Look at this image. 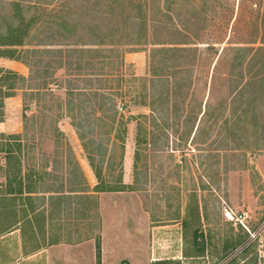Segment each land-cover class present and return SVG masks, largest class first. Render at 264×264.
Masks as SVG:
<instances>
[{
  "label": "rangeland",
  "instance_id": "1",
  "mask_svg": "<svg viewBox=\"0 0 264 264\" xmlns=\"http://www.w3.org/2000/svg\"><path fill=\"white\" fill-rule=\"evenodd\" d=\"M15 27L21 50L63 60L45 77L44 68L31 74L0 57L32 90L3 103L0 142L20 149L10 163L0 151L1 256L7 244L8 258L19 249L37 264H264V0H0V34ZM45 80L48 91L37 95ZM68 88L109 92L125 118L147 116L139 190L89 200L70 192L97 180L66 108ZM81 100L75 122L100 101ZM82 124L95 140L106 129ZM136 126L126 127V186ZM102 138L105 150L91 155L96 164L104 158L111 180L117 140ZM10 184L22 192L8 194ZM54 190L70 199L48 209L46 228V191Z\"/></svg>",
  "mask_w": 264,
  "mask_h": 264
},
{
  "label": "trees",
  "instance_id": "2",
  "mask_svg": "<svg viewBox=\"0 0 264 264\" xmlns=\"http://www.w3.org/2000/svg\"><path fill=\"white\" fill-rule=\"evenodd\" d=\"M22 33V30L18 27L11 28L8 30L3 36L0 34V57L6 58L9 60H14L17 62H20L28 67H30V73L33 74V67H36L37 70L39 67L42 69L44 68V74L45 77H49L51 72L50 68L53 66V63H56L60 65L62 63V58L60 57L57 60L50 61L48 59V54H51L52 51L45 49L42 51L38 50H21L22 47H24L25 43L23 41L22 36L20 35ZM158 51H178V48H171V49H165L161 48V50ZM24 52L26 54L33 53L31 56H24ZM59 53L63 52L61 50H58ZM28 57H31L29 60ZM36 59L34 62H32L33 58ZM44 57L45 60H44ZM72 65L71 62H68V66L70 67ZM82 66L78 64L77 70H80ZM31 79V76H30ZM145 78H142L141 80L144 81ZM27 78L18 74L17 72L5 68L0 67V122L3 118V103L6 98L12 97L14 93L18 90H22L24 92V95L26 96L27 91L30 90V93H32L31 88L26 85ZM28 89V90H27ZM42 89V92L46 93L48 91V82L46 80L43 82V86L41 88H37V92H35L37 95H39L40 91ZM46 91V92H45ZM66 95H67V105L66 108L68 112L70 113V118L72 119V125L76 128L77 134L79 139L82 142L83 149L85 150L87 154V158L92 166V169L94 171L97 184L93 187V189H89L88 186L82 188L79 191L73 190L70 191L72 193H81L78 194V196L81 197V199L89 200L90 199V192L95 193H104V192H121L124 190L129 191H135L139 190L137 188L138 183V162L140 153L143 152L150 143L148 142V136L149 132L146 128V115L140 114L136 117L134 116H127L126 118L118 113L117 105L114 100L113 94H109V92L101 91L100 89H77V88H68L66 89ZM93 96L95 98H99L100 101H98L96 104L92 107V113H89V116H91L89 119L80 120L78 122L74 121L73 113L76 111L77 115H83L81 114L82 111H84L83 106V100H81V97L83 96ZM86 101V100H85ZM142 106H146L145 102L141 103ZM123 109V107H122ZM97 114L99 116H97ZM96 115V116H95ZM24 119H26V115H23ZM130 120H134L137 123L136 126V135H135V151H134V162H133V184L126 186L122 182V161L125 151V135H126V127ZM94 121L98 122V126L101 128H106L104 131H98L99 135L101 136L100 139L95 140L93 138H89L88 134H92L94 130H92V127H90L91 124H93ZM87 122L88 123V130H83V127H85L82 123ZM82 129V130H81ZM59 133L61 135L60 131L56 128V133ZM114 132V136L117 140L116 147L119 150V156L118 160L115 162H111L108 168V174H112L111 180L107 177H105L103 173V163L104 158H100L96 164L95 158L91 155L93 151L98 152L99 154L102 152V150H105V144L103 143V135H107L109 133ZM153 134V133H152ZM151 135V134H150ZM1 138H4L5 136L3 134H0ZM11 139H14L17 141L19 138V135H11L9 136ZM6 146V148H4ZM12 144H9L6 142L5 144H2L0 142V151H5L7 154V161L10 163L14 159H17L16 156V150L20 149V144H16L15 148H12ZM14 147V146H13ZM101 155V154H100ZM104 156V155H103ZM78 167V164H77ZM10 184L8 188V194L15 193H21L22 188L19 184L15 189L11 187ZM27 193H32L31 190L26 191ZM46 192H52L54 196L51 197V199L61 200L62 198L58 195L61 194V191L54 190V191H46ZM65 199H70V195H65ZM99 248V245L98 247Z\"/></svg>",
  "mask_w": 264,
  "mask_h": 264
},
{
  "label": "crops",
  "instance_id": "3",
  "mask_svg": "<svg viewBox=\"0 0 264 264\" xmlns=\"http://www.w3.org/2000/svg\"><path fill=\"white\" fill-rule=\"evenodd\" d=\"M129 163V162H128ZM126 166L128 167V164L127 163H125V169H126ZM124 179H125V176H124ZM30 196L29 197H34V196H32V194L34 195H38V194H36V192L35 191H32V193H28ZM46 194H50L49 192H46ZM78 194H81V193H78ZM96 193H94V192H91L90 193V198H92L94 195H95ZM65 195H67V194H65ZM65 195L63 196V194H59L58 196L59 197H61V198H63V197H65ZM52 196H54V194H50V195H48V197H47V205H46V214L43 212V218H45V215H46V228L49 226V225H51V223H52V221H53V215H52V213H51V211L49 212V210L48 209H51V208H53L52 206H53V204L55 203V201H56V199L54 198V199H51V197ZM35 197H39V196H35ZM48 211V212H47ZM48 225V226H47ZM6 232L7 231H4V233L6 234ZM49 233V232H48ZM153 235H154V233H153ZM3 237H6V235L4 236V235H0V238H3ZM53 241V240H52ZM57 241V240H56ZM55 242V241H54ZM7 244H5L4 245V247L2 248L3 249V252H4V254L1 256L0 255V264H37V262L35 261V260H28V258H26L25 260H23L21 257L19 258V249H17V250H15V253H14V257H12V258H8L7 257V254H6V252H7ZM23 249V248H22ZM38 249H39V247L38 246H36L32 251H31V253L30 254H28L27 253V256L28 255H33V252H37L38 251ZM9 251V250H8ZM0 253H1V250H0ZM161 261H158V263H160Z\"/></svg>",
  "mask_w": 264,
  "mask_h": 264
}]
</instances>
